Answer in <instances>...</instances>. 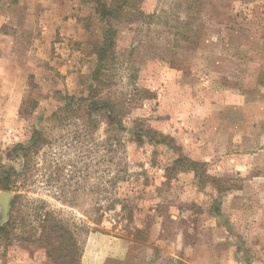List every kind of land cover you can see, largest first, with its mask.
I'll return each instance as SVG.
<instances>
[{
	"label": "rangeland",
	"instance_id": "rangeland-1",
	"mask_svg": "<svg viewBox=\"0 0 264 264\" xmlns=\"http://www.w3.org/2000/svg\"><path fill=\"white\" fill-rule=\"evenodd\" d=\"M99 1L114 0H0V194L15 196L1 180L40 131L36 168L61 158L64 192L44 183L51 168L30 188L19 177V190L86 225L79 264H264V0H136L141 15L115 21L106 67L134 98L116 155L97 149L105 126L78 138L53 117L88 94L106 30ZM0 264L53 263L13 239Z\"/></svg>",
	"mask_w": 264,
	"mask_h": 264
},
{
	"label": "trees",
	"instance_id": "trees-1",
	"mask_svg": "<svg viewBox=\"0 0 264 264\" xmlns=\"http://www.w3.org/2000/svg\"><path fill=\"white\" fill-rule=\"evenodd\" d=\"M135 1L114 0L109 4L99 1L97 10L106 30L102 47L98 53V66L92 74V83L88 94L79 98L66 99L65 103L53 113V117L58 120L68 119V122L72 123L71 125L74 127V132L78 134V138L87 137L89 134L93 136L96 130L105 126L107 137L96 141L97 149L101 151L107 148L109 154L113 153V155H116L124 146L119 134L124 128L125 110L131 107L134 98L132 94L129 95L116 87L120 80L117 76L109 74L112 68L106 66L110 61L113 64L117 59L115 49L118 29L115 21L116 24L122 19L129 22L133 13L141 15L140 10L134 7ZM34 136L35 139L31 145L21 147L24 158L22 169L20 171L10 169L1 180L3 186L15 190L16 194L11 202L7 221H0V242L13 239L21 242H37L46 249L53 264H79L83 254V241L80 236L86 225H78L77 221L66 219L59 211L50 209L45 199H29L19 190L21 186L19 177H23L24 188H30L35 183L32 179L34 170H43L46 175L47 168H51V175L50 178H46L44 183L51 187V190L63 188L62 185H59L64 169V162L61 158L51 157L50 160L46 158L41 167L36 168L38 163L34 162L33 156L40 151L45 140L40 131H36ZM160 138L164 137L160 135ZM113 158L114 156L110 157V160L113 161ZM181 161L183 159L179 157L176 163H181ZM190 162L193 165H200L196 161L190 160ZM120 174L121 171L116 170L111 178L113 183H116L120 178ZM62 188L56 190L59 198L64 192L61 191ZM23 197H26L28 202L25 206L21 205ZM63 201L65 202L66 198H63ZM70 202L73 203V200ZM22 208L25 212L21 216ZM99 222L100 217L94 221L95 224Z\"/></svg>",
	"mask_w": 264,
	"mask_h": 264
},
{
	"label": "water",
	"instance_id": "water-1",
	"mask_svg": "<svg viewBox=\"0 0 264 264\" xmlns=\"http://www.w3.org/2000/svg\"><path fill=\"white\" fill-rule=\"evenodd\" d=\"M14 196L13 192L10 191H3L0 194V201L2 202L3 209H4V221H6L9 210H10V200Z\"/></svg>",
	"mask_w": 264,
	"mask_h": 264
}]
</instances>
